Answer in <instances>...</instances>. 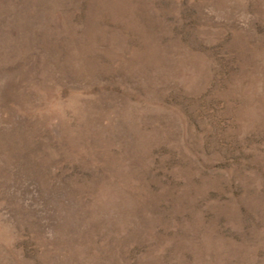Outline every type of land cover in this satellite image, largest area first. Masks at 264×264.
I'll return each instance as SVG.
<instances>
[{
	"label": "rangeland",
	"instance_id": "374dc122",
	"mask_svg": "<svg viewBox=\"0 0 264 264\" xmlns=\"http://www.w3.org/2000/svg\"><path fill=\"white\" fill-rule=\"evenodd\" d=\"M0 264H264V0H0Z\"/></svg>",
	"mask_w": 264,
	"mask_h": 264
}]
</instances>
